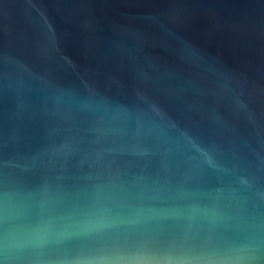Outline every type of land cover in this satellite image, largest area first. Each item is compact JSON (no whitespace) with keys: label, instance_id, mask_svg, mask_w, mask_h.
Here are the masks:
<instances>
[{"label":"water","instance_id":"1","mask_svg":"<svg viewBox=\"0 0 264 264\" xmlns=\"http://www.w3.org/2000/svg\"><path fill=\"white\" fill-rule=\"evenodd\" d=\"M0 264H264V0H0Z\"/></svg>","mask_w":264,"mask_h":264}]
</instances>
